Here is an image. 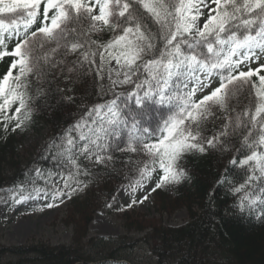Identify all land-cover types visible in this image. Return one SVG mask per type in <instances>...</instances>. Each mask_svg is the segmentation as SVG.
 I'll return each mask as SVG.
<instances>
[{"label":"snow or ice","instance_id":"6c2138e0","mask_svg":"<svg viewBox=\"0 0 264 264\" xmlns=\"http://www.w3.org/2000/svg\"><path fill=\"white\" fill-rule=\"evenodd\" d=\"M0 63L5 137L69 109L49 166L0 187L6 206L52 209L117 179L103 206L124 211L206 159L209 204L224 191L264 223V0H0Z\"/></svg>","mask_w":264,"mask_h":264},{"label":"trees","instance_id":"16d2710c","mask_svg":"<svg viewBox=\"0 0 264 264\" xmlns=\"http://www.w3.org/2000/svg\"><path fill=\"white\" fill-rule=\"evenodd\" d=\"M5 67L0 65V72ZM60 86L63 87V84ZM68 111L42 106L34 113V122L40 119L53 137L68 118ZM71 111L75 114V107ZM17 141L14 133L5 137L0 132V187L15 185L26 179L24 172L28 167L22 168ZM43 148L37 150L35 159L45 168L49 165L41 159L46 154L42 152ZM215 163L206 159L194 160L192 166L196 175L191 182L156 191L155 200L162 212L170 214L175 209L184 208L189 215V222L179 228H154L150 235L154 247L150 241L147 243L154 251L156 264H264V223L228 211L232 200L224 191L217 192L214 202L209 204V185L217 171ZM119 183L117 179L101 180L91 185L84 197H74L70 201L68 221L74 225L70 246L42 243L0 245V264H73L82 260L88 250L81 240L87 234L92 215L103 207L104 201ZM104 240L88 241L90 247L98 248L97 255L110 251L109 255L114 257L109 250L113 247L112 240L108 244Z\"/></svg>","mask_w":264,"mask_h":264},{"label":"rangeland","instance_id":"374dc122","mask_svg":"<svg viewBox=\"0 0 264 264\" xmlns=\"http://www.w3.org/2000/svg\"><path fill=\"white\" fill-rule=\"evenodd\" d=\"M47 134L48 131L43 125H40V122H36L35 126H31L22 134H16L19 160H22L23 166L40 167L36 166L34 161L37 158V150L48 141L45 139ZM11 188V186H6L3 189ZM4 195V192H0V196ZM115 195H117V191ZM153 195L151 193L144 204H137L126 210L131 214L129 216L123 214L125 210L100 208L92 215L86 238H114L118 241L131 242L138 240L145 233V231L139 232V228L148 230L159 224L175 226L185 223L188 216L183 208L173 210L171 215L162 214L158 205L154 203ZM126 199L127 194L125 193L120 197L118 207H123ZM68 201L66 200L58 207L43 211L39 210L42 207L39 202L29 201L23 206H6L0 201V244L6 246L39 243L49 246L68 245L73 238L74 230V225L68 221L70 214ZM117 259H125L133 264H154L155 262L147 245L143 243L122 251ZM95 264L105 263L97 262Z\"/></svg>","mask_w":264,"mask_h":264}]
</instances>
